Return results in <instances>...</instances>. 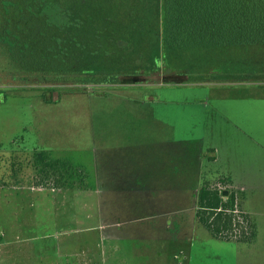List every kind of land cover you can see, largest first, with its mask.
Returning a JSON list of instances; mask_svg holds the SVG:
<instances>
[{"label":"rangeland","instance_id":"obj_1","mask_svg":"<svg viewBox=\"0 0 264 264\" xmlns=\"http://www.w3.org/2000/svg\"><path fill=\"white\" fill-rule=\"evenodd\" d=\"M239 65L248 80L0 82V264H264V57ZM201 146L202 185L236 198L253 241L216 239L196 218ZM41 153L71 178L42 169Z\"/></svg>","mask_w":264,"mask_h":264},{"label":"trees","instance_id":"obj_2","mask_svg":"<svg viewBox=\"0 0 264 264\" xmlns=\"http://www.w3.org/2000/svg\"><path fill=\"white\" fill-rule=\"evenodd\" d=\"M262 47L264 0H0L3 83L126 84L162 72L187 83L246 81L241 58L264 57ZM48 158L38 155L42 169L71 178L70 163ZM196 218L219 240L256 237L236 198L208 182Z\"/></svg>","mask_w":264,"mask_h":264},{"label":"crops","instance_id":"obj_3","mask_svg":"<svg viewBox=\"0 0 264 264\" xmlns=\"http://www.w3.org/2000/svg\"><path fill=\"white\" fill-rule=\"evenodd\" d=\"M202 145V144H201ZM197 153V154H196ZM194 152V154H196V159H195V161H198L199 162V168H197V170L195 171V173L193 174V176H192V178H193V183H192V185H191V187L189 188V192H191V196H192V198H193V204L194 205H192V207L193 208H196L197 207V205H198V196H199V192H200V190H201V187H202V183H201V176H202V159H203V156H204V148H203V146H201L200 148H199V151L197 150V152ZM210 154V153H209ZM211 155H212V158H213V160L214 161H216V157L214 156L215 154H214V152L212 151L211 152ZM177 159H172V165L174 166V168H175V172L177 171L178 172V168H180V166H179V159H178V157H176ZM171 160V158L169 159V161ZM167 171H165L164 172V170H163V167H162V174H163V176L164 177H166L165 175L167 174L166 173ZM179 175V174H178ZM103 178V177H102ZM162 178V177H161ZM217 179L216 180H219V179H227L225 176H223L222 174H218L217 175V177H216ZM169 185V184H168ZM168 185H167V187H168ZM158 186V185H157ZM161 186V185H160ZM156 189L157 190H159V187H156ZM172 193H173V195L172 196H174L175 194V192H174V190H172ZM169 217V216H168ZM168 219V218H167Z\"/></svg>","mask_w":264,"mask_h":264},{"label":"water","instance_id":"obj_4","mask_svg":"<svg viewBox=\"0 0 264 264\" xmlns=\"http://www.w3.org/2000/svg\"><path fill=\"white\" fill-rule=\"evenodd\" d=\"M223 194H224V195H227V194H228V192H227V191H224V192H223Z\"/></svg>","mask_w":264,"mask_h":264}]
</instances>
